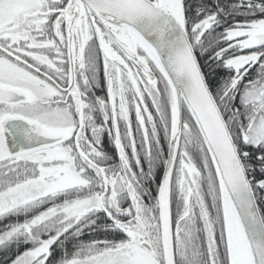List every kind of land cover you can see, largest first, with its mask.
<instances>
[{"label": "snow or ice", "instance_id": "obj_1", "mask_svg": "<svg viewBox=\"0 0 264 264\" xmlns=\"http://www.w3.org/2000/svg\"><path fill=\"white\" fill-rule=\"evenodd\" d=\"M0 264H264V0H0Z\"/></svg>", "mask_w": 264, "mask_h": 264}, {"label": "flooded vegetation", "instance_id": "obj_2", "mask_svg": "<svg viewBox=\"0 0 264 264\" xmlns=\"http://www.w3.org/2000/svg\"><path fill=\"white\" fill-rule=\"evenodd\" d=\"M108 146H109V147L111 146V145H110V142H109V145H108Z\"/></svg>", "mask_w": 264, "mask_h": 264}]
</instances>
